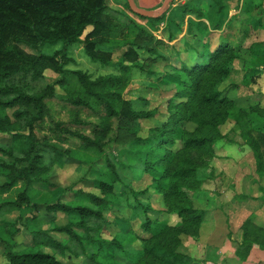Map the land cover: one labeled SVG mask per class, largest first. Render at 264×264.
I'll return each instance as SVG.
<instances>
[{
  "label": "trees",
  "instance_id": "1",
  "mask_svg": "<svg viewBox=\"0 0 264 264\" xmlns=\"http://www.w3.org/2000/svg\"><path fill=\"white\" fill-rule=\"evenodd\" d=\"M203 2L206 11L201 7ZM260 6L253 0L244 1L243 12L248 17L253 12L257 15V18L249 17L247 21L250 30L264 27L263 8ZM123 7L145 23H138L123 11L118 12V9L110 7L107 0H0V133L10 136V145L0 146V172L6 178L0 190L9 189L17 182L23 183L16 199L4 202L5 210H21L25 206L37 210L42 206L49 216L64 213L77 217L76 222H71L74 226L86 232L92 231L94 227L89 222L103 219L104 209L112 203L110 198L115 184L122 182L118 167L131 171L140 169L142 174L139 178L146 177L149 183L140 191H131L136 201L132 207L133 216L140 213L143 232L137 238L140 249L136 251L132 264H196L178 248L181 235L197 236L203 222L204 210L194 207L191 196L201 186L203 176L200 173L207 167L208 160L214 157L216 141L225 137L219 127L228 120L233 121L234 130L252 152L255 173L264 176V108L257 104L237 107L236 101L228 98L221 89L244 48L241 39L233 43L213 37L216 30L232 26L223 0H187L172 7L177 15L187 14L198 19L197 25L203 37L197 44L190 45L198 56L192 63L181 60L175 43H170L175 37L171 26L180 30L173 14L169 15L170 9L158 17H143L133 13L126 0H123ZM160 24L167 31L166 45L179 54L178 64L167 62L168 57L149 45L153 40L158 41L151 32L158 31ZM88 27L90 29L84 34ZM242 34L246 39L250 31L243 30ZM19 44L36 52L29 53ZM58 44L60 48L51 50ZM76 44L82 45L90 60L116 68L119 74L93 78L81 69L66 67L74 62L67 47ZM255 47H264V40L254 41L246 49L252 53ZM119 48L122 52L115 62L112 55ZM138 50L154 52L156 58L169 64V71L161 74L168 87L153 91L166 97L162 105L166 113L163 121L155 118L160 113L159 106L144 107L148 102L146 98L126 99L123 95L132 68L142 70ZM47 70L59 78L41 85L39 83L45 81ZM148 73L155 74L152 70ZM56 86L62 93L56 92ZM52 98L73 106V123L92 125L89 134L63 128L61 122L54 123L51 130L77 138L83 154L103 158V165L98 171H93L97 176L91 180L100 194L81 189L75 191L77 198L96 208L81 202L75 205L60 201L42 205L31 203L29 193L36 186L41 187L40 190L52 186L51 190L59 189L49 178L53 163L60 162L63 156L80 162L70 156L69 149H59L50 144L46 136L38 138L35 133L37 125L49 115L48 101ZM81 109L92 112L98 121L92 124L81 120L78 117ZM144 125H147L145 135L140 133ZM115 131L128 134L131 142L125 151V161L118 160L119 166L105 151L110 142L116 141ZM149 190L154 196H160L162 208L156 209L147 201L144 203L138 199ZM153 213L171 214L178 217V221L169 224L157 216L152 217ZM249 226L250 219H247L243 224L241 243L235 250L240 258H245L255 243L264 248L263 239L256 235L255 229L250 231ZM71 227H59L57 231L80 240L81 237ZM14 233L10 234L12 239ZM43 234L45 231L33 232L36 245L45 247L44 244L48 246L50 243L63 252L67 249L66 245L49 235L48 240H43ZM85 239L95 244L91 234L87 233ZM0 241L6 247L5 264H65L55 253L14 251L15 242L7 241L1 234ZM95 242L96 251L111 253L113 257L116 253H123L117 239ZM98 253L90 251L88 259L100 264Z\"/></svg>",
  "mask_w": 264,
  "mask_h": 264
},
{
  "label": "rangeland",
  "instance_id": "2",
  "mask_svg": "<svg viewBox=\"0 0 264 264\" xmlns=\"http://www.w3.org/2000/svg\"><path fill=\"white\" fill-rule=\"evenodd\" d=\"M107 1L110 7L114 8L115 10L118 9V12L123 11L128 16L133 17L138 23H145L143 20L135 18L129 12H127V10L123 7V0ZM172 1L174 4H169L168 7L171 8H167L166 10L168 11V9H170L169 15L173 14V18L175 19V21L180 24V30H177L174 25L171 26L175 31V37L170 43H175L176 51L180 54L181 60L186 61V63H192L197 59L198 56H196L195 51L190 48V45L197 44L198 40H202L203 34L197 25L198 19L187 14L177 15L173 13L172 7H174L175 5H181L187 0ZM244 1L245 0H223V3H225L227 6V19L230 21L232 26L230 28H225L221 35L219 34L220 32H216L215 39H219V35L220 38L228 39L233 43H238L241 39V42H243V44L246 46H249L254 41L264 40L263 26L255 30H250L251 26H249L250 23H248L247 21L249 17L257 18V15L255 12H253L252 15L248 17V15L243 12L242 6L244 4ZM253 1L254 3L260 4V7L264 9V0ZM201 7L203 10H207L204 2ZM263 9H261L262 15H264ZM146 28L149 30L147 26ZM162 28L163 24H160V29L158 31L151 32L154 37L158 39V41H149V45L153 46L161 55H165L166 57H168L169 61L167 62L178 64L179 54H175V51L171 49L169 45H166V43H168L167 31ZM89 29L90 27L86 28L84 34ZM247 29L250 31V35L246 39L242 38L243 30L245 31ZM84 34L82 35V37L84 36ZM19 45L29 53L36 52L34 49L27 45ZM57 48H60V44L54 46L51 50ZM67 51L74 59V62H71L66 66L70 69H81L82 71L90 74L93 78L99 75H107L109 73L119 74L116 68L104 66L99 62L90 60V58L85 55L82 45L76 44L69 46L67 47ZM121 52L122 49L120 48L114 50L112 60L116 62L120 58ZM238 61L239 60L234 61L235 65L239 64ZM138 62L140 63L142 70L132 68V70L129 72V77L127 79L126 87L124 88L123 95L126 99H135L136 97L146 98L148 102L147 104L143 105L144 107L151 108L154 106H159L160 113H157L155 115V118L157 120L159 119L163 121L165 119L166 113L162 105L165 103L166 97H162L161 94L156 91L153 93V91L154 89L163 90L164 88L168 87L164 80L165 78L161 77V74L169 71V64L161 58H156V54L154 52H146L143 50H138ZM232 67V73L229 75L228 79H226V82L223 84V86L221 85V88L224 87L227 91H229L233 85H236V88H238L237 95H242L244 94V92H241L239 89V86H241L240 81L242 71H239V68L236 70V68L234 69V66ZM150 70L154 71L155 74L148 73V71ZM242 74H245V72H243ZM45 75V81L40 82L39 84L42 85L44 83H52L57 77L59 78L57 74L48 70L45 72ZM55 88L57 93H62V90L58 86H56ZM235 101L237 107L252 105L250 103L243 105V102L237 100ZM48 107L50 108L49 115L45 116L44 121L41 124L37 125V127L35 128L37 137L41 138L43 136H46V139L49 141V143L55 145L57 148L69 149L70 156L76 160H79L80 162L69 160L68 157L63 156L60 162L53 163L49 171V178L53 185L57 186L59 189L51 190L53 189L52 186L47 187L44 190H40L42 188L36 186V188H34L29 193L32 201L31 203L42 205L60 201L64 204L75 205L81 202L84 205L96 208L93 204L87 201H81L79 198H77V196H75V191L81 189L85 192H91L97 195L100 194L99 190L96 189L91 183V180L97 176V174L95 176V173H93V171H98L99 167L103 165V158L99 159V157H90L86 154H83L79 149V140L77 138L70 136L66 132H53L51 130V127L54 126V123L61 122L63 123V125L61 126L63 128H69L72 130L78 129L83 133L89 134L91 132L90 130L92 128V125L83 126L73 123V119L75 118L73 106L66 104L61 100H58L57 98H52L50 101H48ZM7 113L10 112L8 111ZM78 117L81 120L90 122L92 124L98 121L97 117L92 112L86 109L79 110ZM219 128L220 131L225 134V137H229L231 136L232 132H236V130H234V124L232 120H228ZM146 129L147 125H144L140 133L145 135ZM115 133H117L116 141L110 142L105 147V151L111 159L115 160L116 165L119 166L118 160L125 161V151L128 150L131 142L128 134L124 133L123 131H115ZM216 143L215 148L217 147ZM8 145H10L9 134L0 133V146L7 147ZM219 150L220 148H216L215 155L213 158L208 160L206 168L212 166V162L216 161L215 159ZM206 168L204 170H201L200 174H202L203 177ZM118 170L122 178V182H117L115 184L113 196H111L110 198L112 203L108 208L104 209L103 219L89 222V225L93 226L94 230L86 232L84 229L74 226V223L71 222H76L77 217L69 216L64 213H56L53 216H49L48 214H46L42 206H39L37 210H33L30 206H25L21 210L14 209L12 211L6 212V206L4 205V202L16 199L17 193L23 187L22 182H17L9 189L0 190V234L4 236L7 241L15 242V245L13 247L14 251L42 250L50 253H55V256L65 264H95L91 260H89L87 256L88 253L92 250L97 253L99 252L97 254V261L100 262V264H132V262L135 261L136 258V251L140 249V241L137 238L140 235H143V232L140 229V213L138 212L135 216H133L132 207L135 206L136 201L132 196L131 191H140L144 189L146 186H148L149 179L146 177L139 178V176H141L142 174L140 169L131 171L128 168L122 169V167H118ZM5 180V175L0 172V185L4 183ZM200 189L201 188H199L196 192H193L191 196L193 205L197 209H200V207H202V201L206 199L205 194H203ZM198 197L202 198V200L200 199L197 201L196 198ZM138 199L143 202L147 201V203H150L151 206L156 209L162 208L160 196H154L152 190H149L147 194L139 195ZM158 215L156 213L151 214L152 217H158ZM204 218L205 211L203 219ZM263 225L264 223H262L259 227H255L254 223H252L249 226V229L250 231L255 229L256 235H258L260 238H264V227H262ZM65 226H72L71 228L81 237V241L71 238L66 233L57 231V228ZM200 228L198 230V235L200 232ZM37 230L45 231V234H43L42 236L43 240H48L47 237L49 235L56 241H59L62 245H66L67 249L63 252L61 249L55 248L50 243L48 244V246L44 244L45 247L36 245V243H34L33 232H36ZM12 232H15L13 239L10 236ZM87 233L92 235V239L95 244V241H111L112 239H117L122 245L121 250L124 254L122 252L116 253V255H114L113 257L111 253L96 251V245L85 239V235ZM197 236L181 235V245L179 246L178 251L191 257L189 246L187 247V245H189L187 244V241H189L190 238L194 239ZM5 251L6 247H4V245L0 241V264H5L7 262ZM196 264L201 263L196 261ZM205 264L213 263L210 262Z\"/></svg>",
  "mask_w": 264,
  "mask_h": 264
},
{
  "label": "crops",
  "instance_id": "3",
  "mask_svg": "<svg viewBox=\"0 0 264 264\" xmlns=\"http://www.w3.org/2000/svg\"><path fill=\"white\" fill-rule=\"evenodd\" d=\"M134 1L144 9H157L163 0ZM224 29L215 32L221 35ZM243 47L245 49H242L239 64L234 63L233 66L245 72L241 73L239 86L244 94L237 95L236 85L232 86L231 91L224 87L221 89L231 99L243 102V105L257 104L264 108V47H255L252 53L246 49V45L243 44ZM216 145L217 149L220 148L219 154L212 166L206 168L200 187L206 196L200 207L205 211V218L199 235L187 241L190 256L201 264H264V248L256 243L245 258L235 254L236 247L241 243L245 221L250 219V225L254 223L255 227L264 223V176L255 173L252 152L242 143L237 132L217 141ZM200 199L196 198L197 201ZM158 218L169 224L178 221V217L166 213L159 214Z\"/></svg>",
  "mask_w": 264,
  "mask_h": 264
},
{
  "label": "water",
  "instance_id": "4",
  "mask_svg": "<svg viewBox=\"0 0 264 264\" xmlns=\"http://www.w3.org/2000/svg\"><path fill=\"white\" fill-rule=\"evenodd\" d=\"M130 10L143 17H158L162 15L168 8L172 0H163L161 5L157 9H144L135 4L134 0H126Z\"/></svg>",
  "mask_w": 264,
  "mask_h": 264
}]
</instances>
